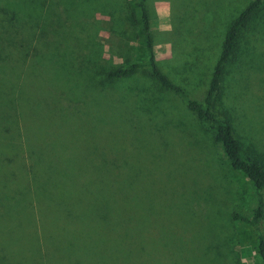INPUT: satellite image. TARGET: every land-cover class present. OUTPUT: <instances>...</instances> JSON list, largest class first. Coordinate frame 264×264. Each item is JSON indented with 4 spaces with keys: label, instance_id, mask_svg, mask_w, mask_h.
<instances>
[{
    "label": "rangeland",
    "instance_id": "1",
    "mask_svg": "<svg viewBox=\"0 0 264 264\" xmlns=\"http://www.w3.org/2000/svg\"><path fill=\"white\" fill-rule=\"evenodd\" d=\"M248 1L144 0L157 64L193 98ZM131 5L0 0V264H244L254 248L231 217L252 188L183 101L141 70L102 80L145 58ZM212 110L264 163V12Z\"/></svg>",
    "mask_w": 264,
    "mask_h": 264
},
{
    "label": "trees",
    "instance_id": "2",
    "mask_svg": "<svg viewBox=\"0 0 264 264\" xmlns=\"http://www.w3.org/2000/svg\"><path fill=\"white\" fill-rule=\"evenodd\" d=\"M264 12V0H249L246 5L231 19L220 43L217 58L212 66L206 89L200 100L193 98L188 90L169 78L158 66L152 44L149 27V17L144 0H132L130 16L136 26V37L140 47L145 51V58L139 62H131L124 66H112L103 74L102 80L111 82L125 78L138 70L144 72L160 88L176 94L184 103L196 120H198L209 132L211 139L218 145L224 157V161L231 170L236 171L252 188L251 202L247 212L237 206L231 217L251 230L254 248L243 246L240 256L244 264H264V163L261 155L254 150L245 152L233 133L230 118L224 114L223 118L217 117L212 107L215 99L221 91V84L226 70V65L236 58L238 38L251 20ZM4 101V100H2ZM7 102V101H5ZM4 103V102H0ZM51 191H56L58 199L65 201L67 192L60 184L52 179ZM245 184L241 186V196L246 193ZM66 205H68L66 203ZM66 218H72L69 209L65 213ZM254 252V253H253ZM254 254L258 261H255ZM116 259V258H115ZM114 259V260H115ZM114 263L110 264H116Z\"/></svg>",
    "mask_w": 264,
    "mask_h": 264
}]
</instances>
